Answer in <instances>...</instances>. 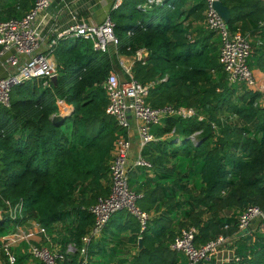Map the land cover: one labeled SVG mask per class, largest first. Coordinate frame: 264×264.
<instances>
[{
	"label": "trees",
	"instance_id": "16d2710c",
	"mask_svg": "<svg viewBox=\"0 0 264 264\" xmlns=\"http://www.w3.org/2000/svg\"><path fill=\"white\" fill-rule=\"evenodd\" d=\"M31 1L0 0V18L22 17L32 7L27 9ZM143 1L124 0L112 10L115 32L124 40L117 51L126 55L141 47L150 51L133 73L141 82L159 81L147 99L150 104L194 108L203 117H165L153 127L160 137L182 125L183 138L169 148L154 141L157 151L144 154L156 173L137 190L132 188L141 195L137 201L141 208L158 214L149 218L142 231L140 221L125 212L131 241L138 242L139 236L144 240V247L129 263L179 264V252L171 243L184 228L197 227L196 243L201 246L234 233L235 216L247 206H264V106L258 102L263 93L238 94L228 86L219 60L208 49L214 48L209 41L215 32L201 29L203 36L191 42V24L205 18L206 0H194L196 4L187 9L188 0H166L147 11L137 8ZM222 1L231 10L228 26L233 31L238 22L250 24L255 32L262 27V0ZM55 53L57 84L25 82L12 89L10 107L0 104V264H10L2 237L32 219L50 236L66 232L61 242L73 240L78 248L69 253L63 248L70 256L66 263L81 264L82 237L94 224L89 208L110 193V162L118 137L127 132L107 112L102 87L117 64L114 48L100 52L90 40L73 37L65 45L58 44ZM59 99L73 110L57 125L52 117L62 110ZM7 200L11 205L22 203V217H10ZM259 239L254 246L242 244L237 253L242 260L230 264H264V235ZM92 242L88 256L95 246ZM14 247L15 264H20L22 254Z\"/></svg>",
	"mask_w": 264,
	"mask_h": 264
},
{
	"label": "built area",
	"instance_id": "2783aa9c",
	"mask_svg": "<svg viewBox=\"0 0 264 264\" xmlns=\"http://www.w3.org/2000/svg\"><path fill=\"white\" fill-rule=\"evenodd\" d=\"M53 0H34L32 7L22 17L0 18V56L10 51L7 58L8 75L0 77V104L10 107L12 89L30 80L42 82L43 86L51 85V77L59 76L58 65L51 59L60 40L73 37L88 39L95 50L108 51L110 46L115 49L122 43L121 38L115 32L116 22L111 15L107 16L101 24H93L87 21H77L61 32L58 38L51 41L46 52L41 49V39L37 26L39 13L46 10ZM124 0H115L113 9L121 6ZM166 0H144L137 6L139 10L147 11ZM264 2V0H262ZM216 0H206L205 25L207 29L215 32L220 38L219 62L225 72L230 85L242 84L250 90L257 88V77L250 66V58L254 48L249 34L240 29L232 30L222 15L214 7ZM144 27V24H141ZM133 34V32H129ZM261 40L258 41L261 44ZM144 47L136 50L138 61L145 63L150 51ZM24 56V60H22ZM121 75L117 71L111 73L105 79L102 87L106 91L108 103L107 112L115 117L119 127L129 129L131 115L136 120L138 127V155L133 160L136 167L153 168L154 164L143 157L142 151L146 144L157 140L152 129L160 125L165 117L190 118L197 116L196 111L187 107H175L165 104L155 107L147 99L151 90L159 81L141 82L135 78L130 68H125ZM166 78H163L165 80ZM201 132L192 134V138ZM116 153L110 162L111 190L107 196H100L92 203L89 210L94 216V224L89 233L82 237L83 246L79 249V261L81 264H89V244L108 225L112 215L119 211H127L141 223L142 231L149 222L150 213L144 211L137 202L138 194L129 184L130 165L129 159L132 151V140L126 133L120 135L116 142ZM9 206L7 213L12 218L23 216V205L17 203ZM2 211L0 210V214ZM264 214V206L249 205L237 216L238 232H247L250 224ZM40 233L46 234L47 230L41 224L34 223ZM229 225H225L227 228ZM198 229L195 226L184 228L171 243V248L183 254L185 264H200L205 260L211 261L222 251L226 244L224 234L216 239L209 240L199 246L196 243ZM24 241L26 252L31 259H36L42 264H59L66 259V254L58 249L39 244L31 240L30 235L22 225H18L11 233L2 237L3 248L8 257V263L15 264L16 255L11 248ZM238 259V258H237Z\"/></svg>",
	"mask_w": 264,
	"mask_h": 264
},
{
	"label": "crops",
	"instance_id": "0c3cea01",
	"mask_svg": "<svg viewBox=\"0 0 264 264\" xmlns=\"http://www.w3.org/2000/svg\"><path fill=\"white\" fill-rule=\"evenodd\" d=\"M54 1V0H53ZM52 1V2H53ZM66 3L64 7L58 8L54 6H50L46 8L43 12L39 13L38 19H37V26L40 34L42 35L41 39V49L46 52L47 47L50 45L51 41L55 38H58L59 34L65 29H67L70 25L74 24L77 21H87L89 23L93 24H101L106 19L107 16H112V10L113 5L115 3V0H65ZM33 0L28 4L29 9L32 6ZM196 4L194 0H188L187 4H185L184 8H188L192 5ZM27 11V10H25ZM205 19V18H204ZM198 20L194 21L191 24V30H193V34H191V42H195L199 37H202V31L201 29H207L205 25V21ZM244 25V27H243ZM258 25V24H257ZM259 31L255 32L253 27L246 23L242 24V22H238L234 29H240L241 31L246 32V34L250 35L252 45L254 48L253 54L250 58V66L253 68L255 75L257 77V88L255 90H251L253 92H261L263 93L262 96L258 99L259 105L264 106V48H261V45L264 46V22L262 21L260 23ZM263 31V32H262ZM129 34H127L128 36ZM218 34L214 33L212 39L209 41V44H212V47H208L210 50V54L216 55L217 59L219 60V53H220V43L216 41L220 40ZM68 40H72L70 37L69 39L60 40L59 45H65ZM261 40V44L258 43V41ZM122 41L123 38H122ZM113 47V46H111ZM114 48V47H113ZM115 49V48H114ZM116 51V57L115 61L117 64H114L112 67V71H117L121 75L124 74L125 68H130L132 72L134 73V66L136 63L140 62L137 59L136 53L126 55V54H120L117 49ZM147 51V50H146ZM10 55V51L4 53L0 56V77H4L8 75V63L7 58ZM150 55V54H149ZM149 57V56H148ZM147 57V58H148ZM22 60H24V56L21 57ZM52 61L59 65V57L57 53L52 52L51 54ZM213 74H217V71L213 69ZM223 73V72H222ZM226 77V82L228 86L236 89L238 94L245 93V91L250 90L246 86L242 84L237 85H230ZM59 78V76H58ZM163 80V79H162ZM31 81V80H30ZM36 80H34V83ZM37 83H39L37 81ZM219 91H221V88H218ZM60 100H58V103ZM64 103V102H63ZM62 109L60 113L55 114H62L66 116L67 114L72 112V106L63 104ZM194 109V108H192ZM195 110V109H194ZM203 117L201 114L199 115V119ZM164 120V119H163ZM163 123V121H162ZM161 123V124H162ZM165 123V122H164ZM137 122L134 119V117L131 115V124L130 128L127 129V136L132 140V151L130 154L129 159V165L131 168L130 171V183L132 184V187L137 190L141 185L144 184L146 179L149 177H153L156 173V167L153 166V168H147V167H136L133 165V160L136 158L139 152V145H138V127ZM164 126V124H163ZM182 125L176 124L175 127L162 134V136L157 137V140L155 142H161L162 148H169L170 143H181V140L183 138L182 135ZM164 141V142H163ZM163 142V143H162ZM151 161V160H150ZM155 208V207H154ZM165 206H163V209ZM149 213H151L150 217L153 218L156 214L155 209H152ZM238 216V215H237ZM237 216H235V219L237 220L236 223H238ZM35 221L32 219L25 223L23 228L26 229L27 233L30 235L31 240H33L36 243L47 245L49 247L58 249L60 251L63 250L65 247L66 252H74L76 251L77 244L73 240L66 241V244L61 241H65L68 234L66 232L62 233H54L53 235H49L48 233L43 234L38 231V228L35 226ZM92 224L90 225V227ZM238 232V228L236 226V230L234 233L225 235L226 237V244L224 245V248L222 251H220L214 259L211 261L205 260L202 262L203 264H230V263H237L242 260V256H239L238 250L243 244L247 245H255L259 238L264 235V214L259 216L257 219H255L249 226L247 232ZM133 234L132 229L130 227L129 222L127 221V216L125 213L121 212L118 214L113 220H111L108 223V226L101 232L99 236L92 239V245H95L92 247L91 250H93L89 254L90 258V264H108L107 261H110L109 264H130L131 260L133 259L137 254L139 248H138V242H134V240L131 241L130 236ZM54 236V237H53ZM141 237V236H139ZM21 242L20 244L15 245V250L21 252L22 255H20L21 263L20 264H42L36 259H31L30 257L24 256L26 253L23 252L26 248L25 246H22ZM24 247V249H23ZM23 249V250H22ZM142 250V249H141ZM64 252V251H63ZM24 253V254H23ZM181 253L178 254L180 256ZM67 259L70 261V256ZM185 257V256H184ZM248 257L252 259L251 255L249 254ZM238 258V259H237ZM68 260H63L59 264H77L76 262H69L66 263ZM130 262V263H129ZM185 259L180 257L179 264H185Z\"/></svg>",
	"mask_w": 264,
	"mask_h": 264
},
{
	"label": "water",
	"instance_id": "95a60500",
	"mask_svg": "<svg viewBox=\"0 0 264 264\" xmlns=\"http://www.w3.org/2000/svg\"><path fill=\"white\" fill-rule=\"evenodd\" d=\"M65 3H66L65 0H54L52 2L51 6L62 8V7H64ZM214 7L217 11H219V13L225 19V21L227 23H229L230 19H231V10H229V8L223 3V1L222 0H216V2L214 3ZM51 80L54 84H57L58 76L57 75L52 76ZM64 117L65 116L62 114H54L52 117L53 123L57 124V125L62 123L64 120ZM0 216H1V214H0ZM138 240H139L138 241V248H139V250H141L144 247V240L142 239V237H139Z\"/></svg>",
	"mask_w": 264,
	"mask_h": 264
},
{
	"label": "rangeland",
	"instance_id": "374dc122",
	"mask_svg": "<svg viewBox=\"0 0 264 264\" xmlns=\"http://www.w3.org/2000/svg\"><path fill=\"white\" fill-rule=\"evenodd\" d=\"M218 39H219V37H217ZM216 41L218 42V43H220V40H217L216 39ZM115 50V49H114ZM28 83H34V80H31V81H28ZM12 96H13V93L11 94V98H12ZM60 100V99H59ZM60 103H58V105H59V108H62V106H64L63 104V100H60L59 101ZM155 128V127H154ZM153 131H154V129H153ZM157 145L155 144V142H151V143H148V144H146V146L144 147V152H143V157H145V158H147L146 156V152H149V151H154V150H156L157 151ZM146 156H145V155ZM129 184H131L130 183V180H129ZM131 187H132V184H131ZM2 211V210H1ZM121 212H123V213H125L126 211H119V212H116V213H114L113 215H112V217H111V219L109 220V222L111 221V220H113L118 214H120ZM150 215H151V213H150ZM2 216V215H1ZM101 234V233H100ZM180 257L183 259V261H184V259H185V262H186V258L184 257V255L183 254H180ZM184 262V263H185Z\"/></svg>",
	"mask_w": 264,
	"mask_h": 264
}]
</instances>
